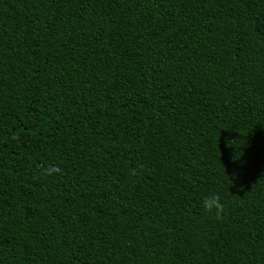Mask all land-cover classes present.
Here are the masks:
<instances>
[{
    "label": "trees",
    "instance_id": "trees-1",
    "mask_svg": "<svg viewBox=\"0 0 264 264\" xmlns=\"http://www.w3.org/2000/svg\"><path fill=\"white\" fill-rule=\"evenodd\" d=\"M0 264H264V0H0Z\"/></svg>",
    "mask_w": 264,
    "mask_h": 264
},
{
    "label": "clouds",
    "instance_id": "clouds-1",
    "mask_svg": "<svg viewBox=\"0 0 264 264\" xmlns=\"http://www.w3.org/2000/svg\"><path fill=\"white\" fill-rule=\"evenodd\" d=\"M226 146H227V142H226ZM231 159L233 161H236L233 154L231 155ZM204 207L208 211H212L213 209H215L217 218H220V215L223 212V205L220 203V199L218 195H213L211 197L206 198L204 200Z\"/></svg>",
    "mask_w": 264,
    "mask_h": 264
}]
</instances>
